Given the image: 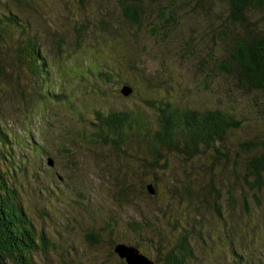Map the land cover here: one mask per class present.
I'll return each mask as SVG.
<instances>
[{"label":"rangeland","instance_id":"obj_1","mask_svg":"<svg viewBox=\"0 0 264 264\" xmlns=\"http://www.w3.org/2000/svg\"><path fill=\"white\" fill-rule=\"evenodd\" d=\"M119 1L0 0V17L12 19L0 30V175L46 240L33 264H125L117 245L154 264L182 239L186 264H264V183L243 185L238 150L246 140L264 143V93L215 68L229 65L244 25L227 20L225 0H204L181 4L178 21H157L153 34L128 24ZM155 1L145 9L151 23ZM245 16L248 30L264 29V9ZM25 38L35 41L40 68L28 69ZM164 103L218 110L241 126L193 158L154 153L148 140ZM115 112L135 123L117 144L95 116Z\"/></svg>","mask_w":264,"mask_h":264},{"label":"trees","instance_id":"obj_2","mask_svg":"<svg viewBox=\"0 0 264 264\" xmlns=\"http://www.w3.org/2000/svg\"><path fill=\"white\" fill-rule=\"evenodd\" d=\"M203 1L166 0L164 4H160V1L156 0L158 9L155 23H151L146 15L148 0H120L119 4L121 16L128 24L138 27L145 23L149 26L150 32L155 34L154 32L157 30L155 25L158 22L161 23V26L169 28L171 24L178 21L177 10L181 4L198 6ZM225 1L228 6L227 20L232 25L243 24L244 28H241V31L244 33L241 36H232L233 41L228 48L229 65L218 63L215 67L216 71L232 76L236 86L243 90L264 93V29L250 31L248 23L244 24L246 22L245 11L248 9L263 10L264 0ZM6 25H12V19L0 17V30L7 27ZM23 40L25 41L23 52L28 59L26 63L28 69L31 70L37 65L40 68L35 41L32 38ZM2 74L0 65V76ZM101 75L105 78V74L97 73L98 77ZM168 107L164 103L156 108L157 129L148 140V144L154 148V153H156V148H161L187 158H193L198 155L200 148H209L215 143H221L226 133L241 126L240 121L218 110L199 113L193 110L178 111L173 108L168 110ZM95 116L96 129L99 132L105 131L106 135H113L115 137L114 144L122 143L124 130L135 124L129 114L121 112L104 116L97 113ZM100 139L107 142L103 135ZM4 144L5 134L0 131V145ZM238 150L243 155L240 162L243 185L247 189H259L264 183V143L252 139L246 140L238 145ZM15 192L1 174L0 264H33L30 255L36 250L43 251L47 243L42 234L35 236L25 213L16 201ZM189 256L190 251L182 239L173 249L162 254L161 259L154 264H186Z\"/></svg>","mask_w":264,"mask_h":264},{"label":"water","instance_id":"obj_3","mask_svg":"<svg viewBox=\"0 0 264 264\" xmlns=\"http://www.w3.org/2000/svg\"><path fill=\"white\" fill-rule=\"evenodd\" d=\"M119 93L122 96H128L131 94V89L126 85H122L119 89ZM46 163L48 166H51V160L47 159ZM145 190L148 195L153 194V190L149 184L145 186ZM113 253H115L120 259L124 258L126 264H152L140 255H138L135 249L125 248L122 245H117L113 249Z\"/></svg>","mask_w":264,"mask_h":264}]
</instances>
